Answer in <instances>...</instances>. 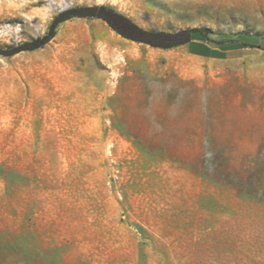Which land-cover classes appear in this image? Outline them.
I'll use <instances>...</instances> for the list:
<instances>
[{"label":"rangeland","instance_id":"obj_1","mask_svg":"<svg viewBox=\"0 0 264 264\" xmlns=\"http://www.w3.org/2000/svg\"><path fill=\"white\" fill-rule=\"evenodd\" d=\"M102 5L149 33L201 30L223 57L103 21L124 44L95 101L20 102L21 68L56 65L0 55V264H264V0H75L43 24V0H0V51Z\"/></svg>","mask_w":264,"mask_h":264},{"label":"crops","instance_id":"obj_2","mask_svg":"<svg viewBox=\"0 0 264 264\" xmlns=\"http://www.w3.org/2000/svg\"><path fill=\"white\" fill-rule=\"evenodd\" d=\"M124 44L123 39L109 30L108 26L96 18H71L61 22L54 37L43 47L28 51L35 60L41 59L56 65L54 73H43L38 62L20 73V102H86L95 101L104 84L93 81L109 50H115ZM188 49L197 56L204 47L202 41L192 39ZM25 53V52H21ZM206 57V56H203ZM96 73V74H95ZM54 77L51 83L41 82L39 78ZM26 78V81L24 80ZM73 80L67 82V80ZM89 97V98H88Z\"/></svg>","mask_w":264,"mask_h":264},{"label":"trees","instance_id":"obj_3","mask_svg":"<svg viewBox=\"0 0 264 264\" xmlns=\"http://www.w3.org/2000/svg\"><path fill=\"white\" fill-rule=\"evenodd\" d=\"M97 18L104 21L114 32L121 37L146 43L152 47L172 48L177 45L189 43L193 36L204 38L201 30H183L176 34L169 33H149L136 26L127 18L115 13L112 9L106 6H89L76 7L68 9L57 15L50 25L49 32L43 37L37 38L31 42H25L12 48L0 51L2 56H12L23 51H33L44 47L55 35L57 26L71 18ZM201 56L222 58L223 54L215 50H209L204 47L203 51L198 53Z\"/></svg>","mask_w":264,"mask_h":264},{"label":"bare ground","instance_id":"obj_4","mask_svg":"<svg viewBox=\"0 0 264 264\" xmlns=\"http://www.w3.org/2000/svg\"><path fill=\"white\" fill-rule=\"evenodd\" d=\"M45 4V9H43L41 13V23L43 24L45 21H47L53 14L61 11L62 9L68 8L75 0H43ZM106 1H110L113 4L116 3V0H95L96 4H102ZM40 15V14H39ZM34 14H27L26 18L28 20H31L34 18ZM40 24L38 27H35L32 30L31 36H36L38 34H41L43 32V25ZM20 31L19 27H16L14 29H11L10 27H5L3 29V33H14L18 34ZM130 48L136 52H139V47L136 45H131ZM149 54L153 55L154 51H149Z\"/></svg>","mask_w":264,"mask_h":264}]
</instances>
